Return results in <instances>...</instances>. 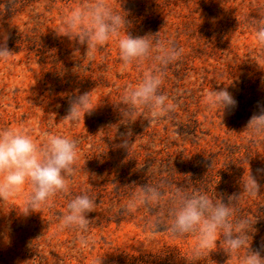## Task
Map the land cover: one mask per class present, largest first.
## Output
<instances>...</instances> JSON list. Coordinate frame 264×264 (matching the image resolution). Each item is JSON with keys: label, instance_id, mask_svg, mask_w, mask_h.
<instances>
[{"label": "rangeland", "instance_id": "obj_1", "mask_svg": "<svg viewBox=\"0 0 264 264\" xmlns=\"http://www.w3.org/2000/svg\"><path fill=\"white\" fill-rule=\"evenodd\" d=\"M87 2L0 0V40L6 36L13 53L9 62L0 61V130H21L40 147L48 135L78 142L67 193L27 215L20 211L29 184L0 200V264H239L219 241L194 261L195 236L170 235L166 212L158 229L149 227L160 207L126 212L146 183L161 185L165 197L176 189L204 191L224 203L240 195L235 218L254 222L250 249L264 257V137L246 129L264 107V46L253 23L264 24V0H107L126 16L120 36L150 35L182 49L160 89L177 105L175 113L152 119L138 109L128 123H120L121 99L151 62L125 67L114 39L87 49L58 36L64 12ZM212 90H227L235 108H206L202 101ZM89 91L97 107L72 124L69 99ZM125 140L129 150L120 146ZM249 174L259 185L255 197L242 192ZM81 190L96 203L87 215L94 241L88 247H81L78 232L58 230L67 202Z\"/></svg>", "mask_w": 264, "mask_h": 264}, {"label": "clouds", "instance_id": "obj_2", "mask_svg": "<svg viewBox=\"0 0 264 264\" xmlns=\"http://www.w3.org/2000/svg\"><path fill=\"white\" fill-rule=\"evenodd\" d=\"M264 16V13H260ZM255 24V36L258 44L264 46V24ZM126 16L116 11L107 0H88L87 3L64 12L62 26L55 30L58 36L69 41L86 45L87 49L105 45L109 40H116L119 59L125 67L151 62L152 68L143 74L135 85L129 86L121 99L124 106L119 109L120 123L135 121L138 109L146 110L152 119H161L175 113L177 105L160 92L165 69L177 62L182 49L176 45L164 44L159 37L150 35L133 37L126 33ZM7 37L0 40V61L9 62L12 52L8 49ZM66 118L72 123L81 117L91 115L98 104L94 103L91 91L75 95L69 99ZM203 105L212 110L225 113L235 108L237 102L227 90H212L204 95ZM259 107V105H258ZM135 117V118H134ZM253 137H264V107L253 115L246 126ZM118 128L113 130L114 135ZM129 150L125 140L121 145ZM78 142L67 136L48 135L42 147L25 132L15 128L0 130V200H7L20 193L24 185H30V191L24 200V210L37 211L42 205L59 193H67L69 186L66 177L73 173L77 159ZM243 193L249 197L258 195L257 180L249 174L242 184ZM161 185L144 184L124 206L126 212L138 207H160L161 213L149 220V227L158 229L164 223V214L170 218L167 225L170 235L183 237L195 236L192 248L194 261L201 260L219 246L228 256L238 257L239 264H264V257L259 251L250 249L249 233L254 222L248 217L235 218V207L240 195H230L224 203L219 197H210L204 191H171L165 197ZM167 206L164 207V201ZM95 200L87 191L71 198L66 204V211L58 225L59 231H76L80 234L81 247L94 243L88 236V213L96 210ZM243 250V251H242Z\"/></svg>", "mask_w": 264, "mask_h": 264}]
</instances>
